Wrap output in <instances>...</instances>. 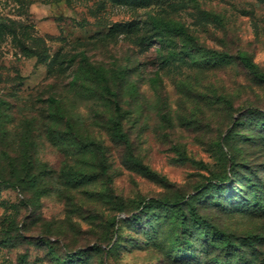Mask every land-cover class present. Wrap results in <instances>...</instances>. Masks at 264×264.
I'll list each match as a JSON object with an SVG mask.
<instances>
[{
  "label": "rangeland",
  "instance_id": "rangeland-1",
  "mask_svg": "<svg viewBox=\"0 0 264 264\" xmlns=\"http://www.w3.org/2000/svg\"><path fill=\"white\" fill-rule=\"evenodd\" d=\"M2 180L0 264H264V0H0Z\"/></svg>",
  "mask_w": 264,
  "mask_h": 264
},
{
  "label": "trees",
  "instance_id": "trees-1",
  "mask_svg": "<svg viewBox=\"0 0 264 264\" xmlns=\"http://www.w3.org/2000/svg\"><path fill=\"white\" fill-rule=\"evenodd\" d=\"M148 18H149L148 19L149 23L152 25V27L155 30L159 31L160 33H166V34H172L175 36L184 37L189 41L193 40V38L191 37V35L189 34L185 26L179 22H175L172 20H165L161 17H156L153 15H150ZM186 52L188 53L189 51H186ZM176 56H178V53H174V52H171L169 55V57L171 58H175ZM246 62L250 66H252L247 60ZM106 84H107L105 86L106 91L113 97L117 98V94L111 90V88L108 85L107 80H106ZM115 107H116V117L113 121L112 128L118 137H120L121 139H124L125 135L123 134V130H122V121H123L124 114L122 111V107L120 106L118 101H115ZM0 184L10 185V186L14 185L12 182L7 181V180L0 181ZM255 202L260 203L258 197L255 198ZM188 205H189V209L187 210L185 207L181 205V201L179 200L173 201V200H166V199H161V198H150V199H145L142 201V206L145 209H150L154 206H161L165 208L176 209L178 212L179 220H180L179 226L183 234L188 232L189 215L193 214L192 217H195L194 220L195 222H197L198 226H203L204 229L201 232L202 237L206 241V243L209 244V246L215 249L222 248L221 246L227 247L230 249L234 247L235 245L234 241L231 239L229 234H227L225 231H223L219 227L212 225L211 223H208L205 221L201 222L200 218L196 215L197 206L192 202H189ZM209 228H210V231L208 230ZM193 246L194 245H193L192 239H190L188 235L187 236L183 235L179 241V245L176 246L175 250L172 253L176 258H178L186 254L184 250L185 247L191 248ZM221 262L222 261H220L219 263Z\"/></svg>",
  "mask_w": 264,
  "mask_h": 264
}]
</instances>
